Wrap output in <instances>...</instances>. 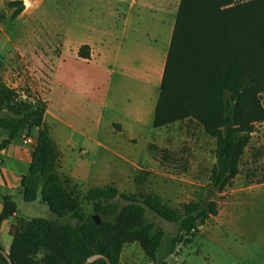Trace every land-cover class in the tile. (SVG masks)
Here are the masks:
<instances>
[{"label": "trees", "instance_id": "obj_1", "mask_svg": "<svg viewBox=\"0 0 264 264\" xmlns=\"http://www.w3.org/2000/svg\"><path fill=\"white\" fill-rule=\"evenodd\" d=\"M8 10L16 19L25 5L13 1ZM78 54L91 59L87 45ZM263 94L264 0H180L153 127L192 120L216 139L218 162L213 180L219 192L239 175L252 136L264 123ZM28 99L0 81V114L4 113L0 128L10 132L0 150L16 139L36 136L33 162L23 177L25 201L34 202L41 194L54 215L59 219L72 217L78 224L21 219L11 231L9 257L13 264H84L96 254L119 264L124 247L132 243H138L155 260L164 233L153 234L149 224L139 226L145 207L169 222H180L181 231L186 233L197 231L210 217L204 205L186 204L184 214L178 215L155 196L141 195L140 204L137 195L120 194L109 186L87 192L86 200L95 202V213L106 211L102 201L121 198L134 203L116 212L115 225L95 219L99 215L87 218L75 190L69 189L70 181L63 180L57 171L60 152L45 121L47 101ZM16 211L15 203L6 198L0 226ZM216 214L213 209L212 215ZM0 264H9L1 253Z\"/></svg>", "mask_w": 264, "mask_h": 264}, {"label": "rangeland", "instance_id": "obj_2", "mask_svg": "<svg viewBox=\"0 0 264 264\" xmlns=\"http://www.w3.org/2000/svg\"><path fill=\"white\" fill-rule=\"evenodd\" d=\"M13 1L25 5L16 19L8 10ZM0 15V81L21 91L23 98H30L31 102L37 97L47 99L56 60L64 45L68 51L75 50L80 43L99 36L97 29L110 22L103 0H0ZM57 90L56 87L52 94L56 114ZM261 99L264 105V94ZM98 113H102L100 109ZM98 113L95 119L76 124V130L89 134L99 121ZM49 120L54 123L55 134L61 137L63 125L51 117ZM70 131L76 136L78 149L88 150L94 170L112 166L116 171L131 172L129 179L110 185L120 194L137 195L140 204L141 195L155 196L178 215L184 214V206L189 203L204 205L210 214L197 231L186 233L181 231L180 222H169L145 207L139 226L149 224L153 234L164 233L156 258L151 260L138 243H132L124 247L119 264H264V123L252 136L239 175L223 192L217 191L213 180L218 162L217 141L195 121L161 128L146 143L140 141L136 149L143 160L137 171L111 150L92 149L75 129ZM97 138L104 141L105 133ZM109 148L114 147L109 144ZM93 185L88 183L81 188L69 184V189L75 190L87 218L99 215L95 218L115 225L116 212L134 202L121 198L102 201L106 211L95 213V202L86 200V188ZM19 207L24 218L58 219L41 199L33 204L20 201ZM213 209L216 215H212ZM59 220L78 224L72 217Z\"/></svg>", "mask_w": 264, "mask_h": 264}, {"label": "crops", "instance_id": "obj_3", "mask_svg": "<svg viewBox=\"0 0 264 264\" xmlns=\"http://www.w3.org/2000/svg\"><path fill=\"white\" fill-rule=\"evenodd\" d=\"M103 1L110 22L97 29L99 36L80 43L75 50L68 51L64 45L46 99L45 121L60 152L57 171L63 180L81 188L94 184L93 188H86L87 192L118 184L129 179L131 172L116 171L112 166L94 170L88 150L78 149L76 136L69 131L75 129L76 134L90 142L92 149L111 150L125 165L135 171L139 169L143 157L139 159L136 147L160 130L154 129L153 124L179 8L177 0ZM84 45L90 47L91 59L79 57V49ZM56 87L57 114L53 111L52 96ZM105 112L109 113L107 117ZM97 113L99 121L89 134L76 130V124L95 119ZM50 117L63 125L61 137L55 134ZM103 132L104 141L97 138ZM9 137L10 132L0 128V145ZM32 139V143L16 139L0 150V214L6 198L17 206L14 215L0 226V247L7 254L13 243L12 228L21 219H35L22 217L19 202L33 204L42 200L41 194L34 202H26L24 198L23 177L37 148V137ZM109 144L114 148H109Z\"/></svg>", "mask_w": 264, "mask_h": 264}, {"label": "water", "instance_id": "obj_4", "mask_svg": "<svg viewBox=\"0 0 264 264\" xmlns=\"http://www.w3.org/2000/svg\"><path fill=\"white\" fill-rule=\"evenodd\" d=\"M0 253L5 256V258L7 259V261H8L9 264H13L11 258L9 257V254H7L1 248H0ZM99 260H105L107 262V264H111V262L109 261V259L106 256L100 255V254H96V255L91 256L90 258H88L86 260V262L84 264H94L95 262H97Z\"/></svg>", "mask_w": 264, "mask_h": 264}, {"label": "built area", "instance_id": "obj_5", "mask_svg": "<svg viewBox=\"0 0 264 264\" xmlns=\"http://www.w3.org/2000/svg\"><path fill=\"white\" fill-rule=\"evenodd\" d=\"M25 141L28 142V143H32L33 139L32 138H27V139H25Z\"/></svg>", "mask_w": 264, "mask_h": 264}]
</instances>
